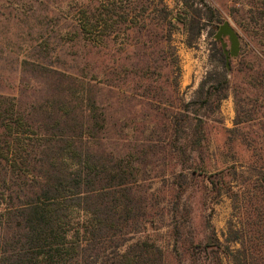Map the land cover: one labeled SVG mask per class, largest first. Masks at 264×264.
<instances>
[{"label":"rangeland","instance_id":"1","mask_svg":"<svg viewBox=\"0 0 264 264\" xmlns=\"http://www.w3.org/2000/svg\"><path fill=\"white\" fill-rule=\"evenodd\" d=\"M91 1L0 0V101H5L3 106L8 107L11 99L16 114L30 113L32 118L43 119L39 105L54 95L59 85L74 77L97 78L101 84L94 88L107 118L101 149L118 156L134 154L144 176L141 178H146L133 189L135 217L136 220L155 217L153 226L152 222L148 225V232L163 236L165 263H187L180 256V243L174 248L172 238V230L179 225L187 201L192 213L187 233L192 232L204 240L203 244H210L209 250L218 252L206 259L208 264H217V256L221 264L264 263V100L263 90L250 84L252 74H264V32L250 19V9L261 8L263 0H204L215 10V15L202 22L203 32L192 47L187 45L185 25L174 16L173 45L178 55V70H171L166 22L165 38L159 29L161 37L157 39L151 35V27L155 26L149 20L140 32H122L115 42L102 35L99 46L75 33L79 8ZM165 3L174 13L179 10L176 0H165ZM225 21L233 25L241 40L239 55L230 58L229 67L222 44L214 37ZM225 40L229 43L228 38ZM112 43L116 52L112 51ZM219 50L225 55L223 65L219 62ZM109 59L137 69L149 66V81L159 79L155 95L162 103L155 106L158 104L153 100L155 91L144 97L135 95L139 93L135 84L105 87L119 69L114 71V67L104 72ZM50 68L68 75L61 78ZM222 68L226 69L230 83L228 96L220 103L219 112L200 115V148L185 149L186 157L194 153L196 160L203 157L207 163L211 162L212 172L195 175L193 186L188 185L179 201L174 193L183 176L177 150L185 141L175 145L172 123L183 121L179 116L185 113L182 107L193 100L206 75ZM166 77L169 78L166 85L170 87L173 82L178 88L165 104V95L169 96L170 90L165 88ZM255 97H260L259 102L254 101ZM237 99L242 101L244 110L251 109L253 119L243 122L237 126L236 133L230 134L227 129L236 127ZM192 116L198 124L199 120ZM176 117L178 120L173 121ZM134 122L139 126L136 132L129 128ZM234 171L239 177H235ZM222 179L233 182L225 184ZM146 189L155 190L152 200ZM152 202L159 204L152 207ZM235 237L240 240L233 242Z\"/></svg>","mask_w":264,"mask_h":264},{"label":"trees","instance_id":"2","mask_svg":"<svg viewBox=\"0 0 264 264\" xmlns=\"http://www.w3.org/2000/svg\"><path fill=\"white\" fill-rule=\"evenodd\" d=\"M176 3L179 10L174 13L165 0H92L91 4L83 3L79 8L75 33L99 46L102 35L115 42L122 32H140L141 26L149 20L155 26L151 27V35L157 39L161 37L159 29L165 38L166 22L170 66L171 70H178V55L173 45L174 16L185 25L187 45L192 47L203 32L205 24L202 22L211 19L215 10L204 0H176ZM262 4L261 8L250 9V19L264 32V0ZM112 51L116 52L114 48ZM218 53L223 65L225 55L222 50ZM110 68L119 69L105 87L135 84L139 90L135 95L144 97L155 91L153 100L158 103L155 106L162 103L155 95L159 79L149 81V66L137 69L109 59L104 72ZM50 69L61 78L68 75ZM252 76L250 84L263 90L264 100V74ZM166 82L169 83L168 77L165 88L170 90L167 91L169 96L165 95V104L178 88L177 83L172 82L169 87ZM100 84L97 78L86 77L63 82L54 95L39 105L43 119L32 118L30 113L16 114L11 99L8 107L3 106L5 101H0V264H166L163 236L148 232V225L152 222L153 226L155 217L140 220L135 217L137 206L133 189L146 178H141L144 176L135 163L134 154L118 156L101 149L107 118L94 88ZM229 90L226 69L209 72L193 100L183 105L185 113L179 115L183 121L172 123L175 145L185 141L181 150L177 147L180 153L177 161L183 176L174 193L179 201L188 185L193 186L195 175L212 172L211 162L207 163L203 157L196 160L194 153L186 157L185 149L200 148V115L219 112L220 103L227 98ZM259 98L255 97L254 101L259 102ZM236 106V127L227 129L230 134L236 133L237 126L243 122L253 119L251 109L244 110L241 100L237 99ZM167 108L165 105L166 117L169 116ZM192 115L199 120L198 124L194 123ZM176 120L177 117L173 119ZM134 123L129 128L136 132L139 126ZM234 175L239 177L236 171ZM145 193L152 200L155 190L146 189ZM152 204L154 207L159 203ZM185 204L179 225L172 230L173 247L180 243V256L186 264H208L206 259L218 252L209 250L210 244H203L204 240L192 232L187 233L192 213L189 202ZM219 257H215L217 264H221Z\"/></svg>","mask_w":264,"mask_h":264},{"label":"water","instance_id":"3","mask_svg":"<svg viewBox=\"0 0 264 264\" xmlns=\"http://www.w3.org/2000/svg\"><path fill=\"white\" fill-rule=\"evenodd\" d=\"M214 37L217 41L221 42L227 58V67H229L228 61L230 58L237 57L239 55L241 48L240 35L229 21H225L222 25H220ZM225 38H228L229 43L225 40Z\"/></svg>","mask_w":264,"mask_h":264}]
</instances>
